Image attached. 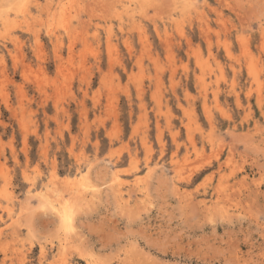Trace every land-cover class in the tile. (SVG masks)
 I'll list each match as a JSON object with an SVG mask.
<instances>
[{
  "label": "rangeland",
  "instance_id": "obj_1",
  "mask_svg": "<svg viewBox=\"0 0 264 264\" xmlns=\"http://www.w3.org/2000/svg\"><path fill=\"white\" fill-rule=\"evenodd\" d=\"M0 264H264V0H0Z\"/></svg>",
  "mask_w": 264,
  "mask_h": 264
},
{
  "label": "bare ground",
  "instance_id": "obj_2",
  "mask_svg": "<svg viewBox=\"0 0 264 264\" xmlns=\"http://www.w3.org/2000/svg\"><path fill=\"white\" fill-rule=\"evenodd\" d=\"M67 3H68V2H67ZM66 13H67V12H66ZM62 204H63V203H62ZM63 210H64V209H63ZM63 210H62V212H63ZM64 212H65V211H64ZM66 213H67V212H66ZM67 215H68V213H67ZM64 216H65V215H64ZM64 216H62V219L66 220V222L69 221V219H68L69 216H70V220H72L70 214H69V216H68L66 219L64 218ZM67 219H68V220H67ZM64 224H65V223H64ZM69 230H70V229H69Z\"/></svg>",
  "mask_w": 264,
  "mask_h": 264
}]
</instances>
